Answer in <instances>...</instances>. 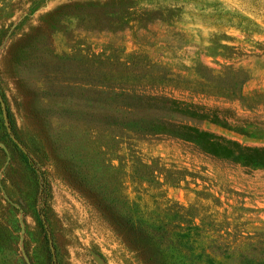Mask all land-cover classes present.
Instances as JSON below:
<instances>
[{
	"label": "rangeland",
	"instance_id": "1",
	"mask_svg": "<svg viewBox=\"0 0 264 264\" xmlns=\"http://www.w3.org/2000/svg\"><path fill=\"white\" fill-rule=\"evenodd\" d=\"M0 94V264H264V0H0Z\"/></svg>",
	"mask_w": 264,
	"mask_h": 264
},
{
	"label": "trees",
	"instance_id": "2",
	"mask_svg": "<svg viewBox=\"0 0 264 264\" xmlns=\"http://www.w3.org/2000/svg\"><path fill=\"white\" fill-rule=\"evenodd\" d=\"M221 48L228 49V47H226V46H222ZM190 136H192V135H190ZM206 136H208V135H206ZM210 142L211 141L209 139V143ZM225 152L227 154H231V156L234 160H236L237 162L242 163L244 165H249V166L253 165V166L264 167V148L251 149V148L236 147V154L232 150L227 151V149H225ZM24 154H27V153H24ZM28 160L32 163V161L29 157H28ZM46 189H47V183L45 180L43 183V190H42L43 194L45 193ZM42 216L44 217V215H41V219H42ZM140 240L142 242V245H144V243H146V241H147V239H145V237H140Z\"/></svg>",
	"mask_w": 264,
	"mask_h": 264
},
{
	"label": "water",
	"instance_id": "3",
	"mask_svg": "<svg viewBox=\"0 0 264 264\" xmlns=\"http://www.w3.org/2000/svg\"><path fill=\"white\" fill-rule=\"evenodd\" d=\"M0 107H1V111H2V117H3V121H4V126L6 128V131H7L8 135H9V137L19 147V149H21V151L23 153H27L25 148L23 147V145L21 143H19V141L15 138V136L12 133V130H11L10 125H9V120H8V116H7L6 106H5V103H4V100H3L2 96H1V94H0ZM42 221H43V223H45V219H44L43 216H42ZM47 233H48V239H49V247H50V250H51V253H52V256H53V260L56 261V257H55L54 248H53V245H52L50 233L49 232H47Z\"/></svg>",
	"mask_w": 264,
	"mask_h": 264
}]
</instances>
